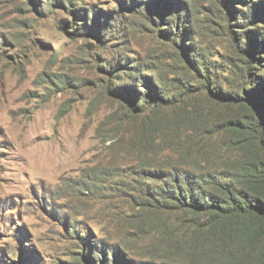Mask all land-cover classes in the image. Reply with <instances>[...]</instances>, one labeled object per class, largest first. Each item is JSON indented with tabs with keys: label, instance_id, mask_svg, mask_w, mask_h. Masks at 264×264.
Here are the masks:
<instances>
[{
	"label": "rangeland",
	"instance_id": "1",
	"mask_svg": "<svg viewBox=\"0 0 264 264\" xmlns=\"http://www.w3.org/2000/svg\"><path fill=\"white\" fill-rule=\"evenodd\" d=\"M36 1L0 0V264H150L126 235L138 220L123 221L137 218L121 187L131 161L106 150L125 99L113 93L147 92L134 71L179 84L198 52L217 63L218 92L260 111L264 0L235 1V19L224 0Z\"/></svg>",
	"mask_w": 264,
	"mask_h": 264
},
{
	"label": "trees",
	"instance_id": "2",
	"mask_svg": "<svg viewBox=\"0 0 264 264\" xmlns=\"http://www.w3.org/2000/svg\"><path fill=\"white\" fill-rule=\"evenodd\" d=\"M224 1L233 19L235 1L262 4ZM75 13L86 20L87 14ZM95 24L90 32L97 34ZM182 28L180 38L172 36L185 49ZM191 64L199 75L187 74L179 84L156 85L134 71L147 92L133 83L113 93L125 99L108 122L106 150L131 161V168L121 172L127 180L121 187L131 194L127 204L137 218L123 221L138 220L126 235L135 248L146 251L150 264H264V99L259 111L246 99L218 92L213 83L217 63L206 62L198 52L191 55ZM246 86L252 84L239 90H251L255 99L261 86ZM231 113L236 115L227 117Z\"/></svg>",
	"mask_w": 264,
	"mask_h": 264
}]
</instances>
